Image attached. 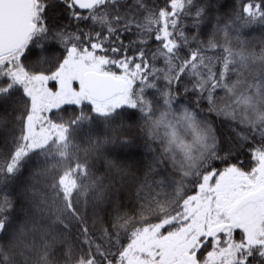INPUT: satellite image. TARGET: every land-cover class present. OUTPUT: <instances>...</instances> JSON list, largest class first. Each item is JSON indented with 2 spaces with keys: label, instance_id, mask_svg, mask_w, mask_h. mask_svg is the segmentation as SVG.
I'll use <instances>...</instances> for the list:
<instances>
[{
  "label": "snow or ice",
  "instance_id": "obj_1",
  "mask_svg": "<svg viewBox=\"0 0 264 264\" xmlns=\"http://www.w3.org/2000/svg\"><path fill=\"white\" fill-rule=\"evenodd\" d=\"M0 25V264H264V0H0Z\"/></svg>",
  "mask_w": 264,
  "mask_h": 264
},
{
  "label": "trees",
  "instance_id": "obj_2",
  "mask_svg": "<svg viewBox=\"0 0 264 264\" xmlns=\"http://www.w3.org/2000/svg\"><path fill=\"white\" fill-rule=\"evenodd\" d=\"M89 135V129L85 125L84 128L77 134V138L83 144L86 141V137ZM0 140H4L8 143L12 142V136L7 128H0Z\"/></svg>",
  "mask_w": 264,
  "mask_h": 264
},
{
  "label": "water",
  "instance_id": "obj_3",
  "mask_svg": "<svg viewBox=\"0 0 264 264\" xmlns=\"http://www.w3.org/2000/svg\"><path fill=\"white\" fill-rule=\"evenodd\" d=\"M24 20L21 18L17 24H16V28H15V32L17 35H19L23 28H24ZM8 38V30L6 27H4L3 25H0V40H7Z\"/></svg>",
  "mask_w": 264,
  "mask_h": 264
},
{
  "label": "rangeland",
  "instance_id": "obj_4",
  "mask_svg": "<svg viewBox=\"0 0 264 264\" xmlns=\"http://www.w3.org/2000/svg\"><path fill=\"white\" fill-rule=\"evenodd\" d=\"M249 215L252 218H255L257 215H264V208H260V209H251L249 210Z\"/></svg>",
  "mask_w": 264,
  "mask_h": 264
}]
</instances>
